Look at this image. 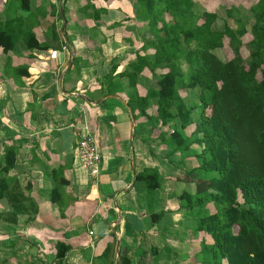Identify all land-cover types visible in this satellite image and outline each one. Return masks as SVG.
<instances>
[{
	"label": "trees",
	"instance_id": "1",
	"mask_svg": "<svg viewBox=\"0 0 264 264\" xmlns=\"http://www.w3.org/2000/svg\"><path fill=\"white\" fill-rule=\"evenodd\" d=\"M41 3L5 1L0 14L2 53L23 56L24 49L55 51L64 47L60 44L62 27L57 30L44 21L47 13ZM133 3L146 27H123L122 22L108 26L121 29L118 33L129 49L124 65L123 60H111L109 71L99 82L98 97H115L122 92L132 120L140 119L137 126L143 129L142 143L150 150L155 142L171 164L176 162L170 160L173 153H178L195 165L177 176V181L194 185L196 199L186 191L181 198L187 209L198 211L196 230L208 236L210 242L203 239L202 243L208 245L213 264H264V0L249 7H218L223 9V16L194 0ZM90 7L95 25L87 36L97 39L94 28L105 18L101 10ZM240 10L247 15L241 18ZM36 28L43 34L40 44L35 41ZM246 35L250 40L244 44ZM225 39L232 53L229 60L216 55L224 48ZM243 46L248 49L247 58L241 56ZM129 56L132 58L127 60ZM10 64L8 59L5 70L15 80L29 76L27 65ZM77 64L74 57L73 66ZM120 66L123 69L118 72ZM151 105L154 114L148 113ZM189 127L193 129L186 132ZM136 129L135 124L133 137ZM14 168V151L7 147L0 161V201L5 200L11 209L0 217L5 226L17 225L23 213L38 212L33 199L24 196L19 180L9 175ZM145 172L136 173L135 182L144 183L149 192L158 189L157 173ZM51 180L50 202L60 209L59 189L67 181L60 169L54 171ZM209 204L214 212L207 208ZM13 244L10 246H16ZM54 250L53 263L65 264L69 247L57 242ZM114 251L113 242L101 257L112 261ZM13 255L18 256L16 251ZM118 264H131V258L120 256Z\"/></svg>",
	"mask_w": 264,
	"mask_h": 264
},
{
	"label": "crops",
	"instance_id": "2",
	"mask_svg": "<svg viewBox=\"0 0 264 264\" xmlns=\"http://www.w3.org/2000/svg\"><path fill=\"white\" fill-rule=\"evenodd\" d=\"M41 1L47 13L44 21L57 26V30L62 27L60 44L64 47L55 51L24 49L23 56L0 51V161L7 147L14 151L15 168L9 175L19 180L24 196L33 199L38 212L23 213L15 226H5L0 221V236L9 240L22 235L25 239L33 238L35 242L28 241L37 249L36 252L34 248L30 250L32 256L36 255L37 259L43 256L41 253L45 254L41 264H54L57 242L69 247L65 264H115L125 255L131 258V264H151L149 245L142 243L139 233L152 232L160 223L165 227L175 220L177 214L170 215L169 209L175 206L173 197L178 192L170 196L166 192L163 202L154 199L144 209L142 203H137L134 189L135 162L141 171L150 165L162 166L165 174L162 179L168 180L169 185L174 180L170 176L175 171L174 166L170 164L168 172L169 162L157 147L152 146L149 151L141 140L133 146L131 122L134 128V120L126 110L122 92L115 97L97 95L99 82L109 71L111 60L117 59L119 63L123 60L121 65L126 62L129 48L118 33L121 29L116 31L108 26L117 22L124 23L123 27L133 25L134 0H67L64 5L63 0H32L35 6ZM90 5L101 10V17L105 18L94 28L97 39L87 36L89 28L95 25L93 22L82 27L73 22L75 13L80 17L92 14ZM35 36L38 44L43 42L42 31ZM32 53L34 57L27 58ZM74 57L78 62L75 66ZM8 59L11 67L27 65L29 76L15 80L12 73L5 70ZM121 69L122 66L118 72ZM116 118L125 119L118 122ZM86 132L98 141L102 158L95 179L88 175L74 152L78 138ZM152 137H157V131ZM57 169L67 181L59 189L60 209L50 202L49 196L53 187L51 179ZM176 171L175 178L179 175V170ZM10 211L5 200L0 203V217ZM113 242L112 261L102 258ZM117 242L120 243L119 255ZM176 242L181 247V243ZM45 244L50 246V251L43 250ZM153 253L157 254L158 250L154 248ZM47 258L51 259L49 263H46Z\"/></svg>",
	"mask_w": 264,
	"mask_h": 264
},
{
	"label": "rangeland",
	"instance_id": "3",
	"mask_svg": "<svg viewBox=\"0 0 264 264\" xmlns=\"http://www.w3.org/2000/svg\"><path fill=\"white\" fill-rule=\"evenodd\" d=\"M5 1L6 0H0V12L3 9ZM194 1H197V3L206 7V9L209 11H218V14L220 16H223L224 15L223 9L220 8L218 10V7H221V6L226 7V8H229L232 6L233 7H238V6L249 7L251 4L255 3L257 0H194ZM134 13L135 14L132 18L133 25L137 27H143V26L146 27L145 26L146 24L140 19L138 15V11L136 10ZM90 15L87 14L85 17L82 15V17H80L79 15L75 13L73 15V22L77 23V27H82L84 24L90 25L92 24ZM245 15L247 14L243 10H240L239 16L242 18ZM218 23H221V22L218 21ZM35 33L39 35L41 31L39 29H35ZM249 40H250V36L246 35L243 38V43L246 44ZM224 44H225L224 48L222 50H218L216 55L220 57L221 59L224 58V59L229 60L230 58H232V53L227 45L226 39L224 40ZM240 51H241V56L243 58H247L248 49L245 46H243ZM131 58L132 56H129L127 60ZM143 73H144L143 74L144 76L148 74L146 71H144ZM149 85L154 87L155 82L153 80H150ZM138 89L141 94H144V90L142 88L139 87ZM151 103H154V101H151ZM126 110L129 111L128 109ZM148 113L154 114L153 105L149 107ZM121 119H125V118H116L118 122ZM141 120L144 121L145 118H142ZM139 121L140 119L134 122V128L136 124L137 129H136L135 137H133V140L135 142L133 146H135V144H137L140 141V139L142 138V134H143V129L137 126ZM132 124L133 123L131 122V131L133 133L134 128ZM192 129H193L192 127H189L186 132H190ZM152 146L156 147L155 142L154 144L151 145V147ZM145 148L148 150L146 146ZM161 148L165 149V147H162V146ZM193 148L199 149L198 146H193ZM169 152H171V150H169ZM161 155L160 154L158 155L159 161L161 159ZM152 156L154 155L152 154ZM162 156L165 157L164 154ZM138 158H140L139 155L136 156L137 160ZM170 160L176 161L173 163L175 171L172 175H170L171 178L174 179L172 184L169 185L168 180L162 179V177L164 178L165 176V174L163 173L162 166L159 167L157 165H153V166L150 165L151 167H147L143 169V171H146L145 174L147 173L150 174L153 172L157 173V175L160 178V187L154 191L149 192L148 190H146L144 183L135 182L134 189L136 192V199H138L137 203L138 204L142 203L143 204L142 207H144V209H147L154 199L161 200L163 202L164 199L167 197L166 192L169 193V196H170V193L178 192V194L173 197L174 200L176 201L175 206L169 209L170 215L177 214V216L173 222H168V224L165 227H162L161 225L163 223H160V225L155 227L154 230H152V232L139 233V237H141L143 244L149 245V249H148L149 254H150L149 256L151 257V259L153 258L154 260V261L153 260L151 261V264H176V262L177 263L179 262V264H213L214 259L210 257V252L207 251L208 245L204 246L202 243L203 239H206L207 243H209L210 240L208 241V236H205L202 232L196 230L197 221H198L197 220L198 211L187 209L186 207L187 203L181 198L182 191L185 190L192 196V200H195L196 196L194 194L195 193L194 185L184 183L181 181L178 182L177 177L175 178L176 176L175 174L177 173L176 170H179L178 176H180L181 174H183V172H187V170L191 169L195 165L190 163L189 159L183 158L181 157V155H178V153H173V157H171ZM170 164L171 163L169 162L168 172H169V169L171 168ZM135 171L137 174L143 172L141 171L140 167L138 168L137 161L135 162ZM143 188L144 190H142ZM0 203H3V201H1ZM158 206H160L159 203H158ZM207 208L210 211L214 212V208L211 204H209ZM8 238L4 237L3 235L0 236V264H36V262L37 264H41V261L44 258L43 256L45 254L41 253L43 256H40L37 259H36V255L32 256L33 253L30 250H32L34 247H31L30 246L31 242L28 243V241L35 242L33 238L26 237L25 239L23 235L18 237L19 239L14 238L15 239L14 241H13V238L11 240H9ZM152 241H153V244H152ZM176 241L181 243V247L176 245L177 243ZM12 243H14L13 245L18 246L17 250H15L17 248L16 246H12V247L10 246V244ZM154 248L158 250L157 254L155 253L152 254V252H154ZM43 250L50 251V246L48 244H45V246L43 247ZM15 251L18 254V256H13V253ZM28 251L30 252V255H27ZM36 251L37 249L34 248L33 252H36ZM4 253L6 254L4 255ZM50 261L51 259L47 258L46 263H49Z\"/></svg>",
	"mask_w": 264,
	"mask_h": 264
},
{
	"label": "built area",
	"instance_id": "4",
	"mask_svg": "<svg viewBox=\"0 0 264 264\" xmlns=\"http://www.w3.org/2000/svg\"><path fill=\"white\" fill-rule=\"evenodd\" d=\"M74 152L88 175L95 179L99 175V165L102 161L98 141L90 132L80 136ZM92 234V232H90Z\"/></svg>",
	"mask_w": 264,
	"mask_h": 264
},
{
	"label": "water",
	"instance_id": "5",
	"mask_svg": "<svg viewBox=\"0 0 264 264\" xmlns=\"http://www.w3.org/2000/svg\"><path fill=\"white\" fill-rule=\"evenodd\" d=\"M61 14H62V9H61ZM79 97H81V98H85V96H83V95H79ZM119 242H117V255H119ZM118 260L119 259H117V261H116V263L115 264H117L118 263Z\"/></svg>",
	"mask_w": 264,
	"mask_h": 264
},
{
	"label": "clouds",
	"instance_id": "6",
	"mask_svg": "<svg viewBox=\"0 0 264 264\" xmlns=\"http://www.w3.org/2000/svg\"><path fill=\"white\" fill-rule=\"evenodd\" d=\"M79 138H80V137H79ZM79 138H78V140H79ZM78 140H77V141H78ZM100 164H101V163H100ZM99 169H100V165H99ZM99 172H100V171H99Z\"/></svg>",
	"mask_w": 264,
	"mask_h": 264
}]
</instances>
